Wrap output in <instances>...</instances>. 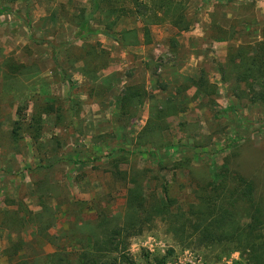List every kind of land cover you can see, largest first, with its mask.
<instances>
[{"label": "rangeland", "instance_id": "rangeland-1", "mask_svg": "<svg viewBox=\"0 0 264 264\" xmlns=\"http://www.w3.org/2000/svg\"><path fill=\"white\" fill-rule=\"evenodd\" d=\"M134 1L119 4L125 14L106 16L96 11L94 0H0V264H41L62 249L92 252L118 228L123 230L119 251L103 260L245 263L234 243L202 245L178 237L163 210L166 202L175 214L195 210L203 195H218L214 187L226 176L233 181L243 175L253 181L264 217V106L235 97L234 80L224 82L219 67L231 45L261 33L216 40L218 27L263 22L264 0H165L170 9L164 15L152 13L155 0H138L148 8L133 13ZM84 17L101 29L104 21L114 24L121 38L125 30L137 29L139 42L124 45L106 34L78 39ZM185 22L188 30L182 29ZM144 24L148 39L141 31ZM84 43L109 52V67L100 72L104 78L115 73L109 89L78 70L83 64L77 47ZM7 58L32 69L6 80ZM202 70L218 86L211 103L195 87L178 90L191 82L184 73L198 71L199 78ZM139 84L154 98L131 118L120 111L121 97L126 87ZM168 97L180 109L168 119L164 140L175 145L192 137L201 145L133 155L129 151L149 149L140 135L151 107ZM71 99L77 101L73 108ZM56 100L62 117L43 115L36 142L32 118ZM19 107L25 116L16 141L12 130ZM125 147L127 152L113 151Z\"/></svg>", "mask_w": 264, "mask_h": 264}, {"label": "trees", "instance_id": "trees-1", "mask_svg": "<svg viewBox=\"0 0 264 264\" xmlns=\"http://www.w3.org/2000/svg\"><path fill=\"white\" fill-rule=\"evenodd\" d=\"M125 0H94L96 11L106 13V16L117 15V13L123 10L122 14H125L126 7L119 6ZM160 2L156 7V3ZM134 10H141L148 8L143 1H134ZM153 14H157L159 11L163 13L168 12L169 5L165 0H155ZM5 9V8H4ZM3 10V9H2ZM121 15V14H120ZM118 15V16H120ZM180 24V23H178ZM104 29L96 27L91 23L89 18H83L79 23V31L77 38L85 40L93 35L106 34L107 36L119 40L124 45L137 44L139 42V35L136 32L137 29L125 30L123 33H114V24H110L107 21L103 23ZM190 23H186L182 26L183 30H188ZM141 29V28H140ZM220 32L219 37L216 40L231 41L239 39L241 32L245 35H252L257 32V38L254 40H243L237 45H231L228 48L227 56L224 62L219 63L222 80L224 82H230L234 80V96L239 99H246L253 104H261L264 106V21H248L242 22V27L237 29L236 26L230 29L218 27ZM141 31L144 33V38L148 39L150 36L149 28L147 25H143ZM129 34H133L129 37ZM135 34V35H134ZM130 38V40H128ZM100 46V43H98ZM65 46V45H64ZM71 46V45H66ZM59 46L54 51V57H58ZM87 47H89L87 49ZM69 48V47H68ZM71 48L69 49L70 52ZM77 50H81L82 55L79 56V60L82 61V67L78 70L87 77L91 78L92 82L96 85L106 86V89L110 88L112 82L110 81L115 73L112 72L110 77H101L100 72L109 67L108 56L109 52L97 45H88L84 43L83 47H77ZM71 60V59H70ZM73 62V60H71ZM6 66L9 72L5 73L6 80L16 76L18 73H25L30 71L25 64L18 63L12 58H7ZM190 83L181 85L178 88L179 91H186L192 87H195L198 94L208 97L210 103L214 101L213 97L218 92V86L216 83L211 82L208 77L207 71L202 70L201 75L197 79H191ZM108 83V84H107ZM142 84L138 86H128L124 90L121 97V109L120 111L131 118H134L140 112V109L144 104L154 98L145 87L142 88ZM72 108L77 105L75 99H71ZM60 105V104H58ZM57 105L56 101H49L45 106L41 107L40 111L36 113L29 127L32 129V138L37 142L42 132L43 115L56 114L58 120L62 117L63 108ZM179 104L174 97H168L161 104H155L151 107L150 117L144 128L140 139L142 145L149 149H137L136 152L129 151L133 155L141 153H149L151 155L157 154V151L182 147L193 148V142L195 146L201 145L197 140L188 137L187 139H180L178 144L167 142L164 140L162 134L167 128L168 119L175 116L179 112ZM18 114L20 118L15 121V126L12 130V136L14 140L20 139V129L22 128L21 117L24 118L23 108L19 107ZM155 135L157 140L151 138ZM114 152L128 151L125 148H115ZM235 180V181H234ZM234 181V182H233ZM233 181L229 176L221 180L217 187H214V191L218 192L216 197L205 194L200 198V207L192 209L186 213H173L167 211L169 205L167 202L164 205L166 211L165 218L171 222L174 226V233L186 240L196 239L202 245H214L224 243H234L235 248L241 250L245 254V263L243 264H264V235L262 233V223H264V217L261 207L258 205L257 197L255 193V185L253 181L247 179L243 175H237ZM210 186H215L210 185ZM140 197L139 193L131 191ZM136 196V197H137ZM137 197V198H138ZM45 207V205H44ZM31 214V212H29ZM240 213L241 219L238 217ZM194 217V218H193ZM236 218L238 220H236ZM233 227V228H232ZM112 234V235H111ZM123 230L121 228L114 229L109 237L111 239L99 240L94 247V251L78 254L75 251L69 252L66 249H62L54 254H50L44 257L40 262L41 264H117L115 260H103V257L111 251H119L120 240ZM113 245L114 249H110L109 245ZM106 251V252H105ZM94 252V253H93ZM15 264H31L29 261H20Z\"/></svg>", "mask_w": 264, "mask_h": 264}, {"label": "crops", "instance_id": "crops-1", "mask_svg": "<svg viewBox=\"0 0 264 264\" xmlns=\"http://www.w3.org/2000/svg\"><path fill=\"white\" fill-rule=\"evenodd\" d=\"M224 55H225V53H224ZM224 55H222V56H224ZM181 73H183V71ZM147 76H148V78L150 77V72H148ZM197 77H198V71H194L193 73H184V75H183V78L184 79L186 78V80L187 79L189 80L190 78L191 79L192 78H197ZM148 82H149V79H148Z\"/></svg>", "mask_w": 264, "mask_h": 264}]
</instances>
